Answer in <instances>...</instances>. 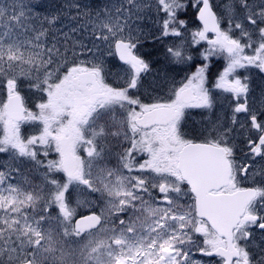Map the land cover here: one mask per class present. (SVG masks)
<instances>
[{
    "label": "snow or ice",
    "instance_id": "obj_1",
    "mask_svg": "<svg viewBox=\"0 0 264 264\" xmlns=\"http://www.w3.org/2000/svg\"><path fill=\"white\" fill-rule=\"evenodd\" d=\"M0 264H264V0H0Z\"/></svg>",
    "mask_w": 264,
    "mask_h": 264
}]
</instances>
